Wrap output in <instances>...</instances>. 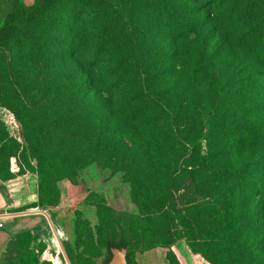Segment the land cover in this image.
<instances>
[{
	"label": "rangeland",
	"instance_id": "1",
	"mask_svg": "<svg viewBox=\"0 0 264 264\" xmlns=\"http://www.w3.org/2000/svg\"><path fill=\"white\" fill-rule=\"evenodd\" d=\"M127 1L129 15L107 0H56L45 14L55 29L15 22L23 36L37 30L66 45L61 54L50 44L59 54L40 76H9L0 50V214L44 201L63 234L58 246L45 219L12 237L0 264H55L48 251L64 264H105L108 240L122 239L132 258L162 249L181 264L171 248L183 241L206 264H264V0ZM38 5L0 0V29L16 8L28 15ZM72 14L89 35L84 63L101 62L97 71L68 54ZM81 72L114 91L91 101L53 94ZM147 80L182 107L177 120L138 99ZM208 97L218 114L209 141ZM168 124L180 126L179 148L160 137ZM195 133L200 143H189Z\"/></svg>",
	"mask_w": 264,
	"mask_h": 264
},
{
	"label": "trees",
	"instance_id": "2",
	"mask_svg": "<svg viewBox=\"0 0 264 264\" xmlns=\"http://www.w3.org/2000/svg\"><path fill=\"white\" fill-rule=\"evenodd\" d=\"M107 1L111 4L114 9H116L117 12L129 15V4L127 0ZM54 3H56V0H39V5L37 7L32 8L31 12L28 15H23L20 10L16 8L5 20L4 25L0 29V50H3V60L1 61V64L6 67L9 76H13V78H19L20 76L27 77L33 75H36V77L40 76V74H42L43 72L42 69L44 68V65L41 66L42 61H44V64H46V62H50L54 58H56L54 54H59L56 50L49 52L50 44H53L54 46L57 45L58 51L61 54H66V45L57 44L56 41H50V44H47V42H45V40L48 39L47 36L41 33L37 34V30H34L35 32L31 35L27 34L23 36L21 31H19L21 27L18 28L19 25H16L17 27L15 28V22L18 23L17 21L21 20L30 25L33 24V27H37V24L43 28L48 29L50 27L52 29L54 27L55 29L57 27V23L55 22L53 24V22L51 21L52 18L48 20V16L45 15L48 11H50L49 9ZM74 11L76 13L78 12L77 9ZM72 15V17L70 16L71 19L69 20V24L66 28V30L68 31L67 36L63 37V39L65 40L68 36L70 38L69 41L71 43L67 45V49H69L68 54L69 56H71V59L74 60L75 63L79 62V64L83 65L89 72H93L94 70L97 71L99 69L98 66L101 62H96L93 65L89 66L88 64L84 63V50L86 47V39L87 37H89V35L85 33V30L77 29L79 18H81L82 16H78V14ZM23 17H25L24 20ZM13 30L18 32H15L10 37H8L7 33ZM94 53L97 55H102L103 51L98 50ZM261 56L262 61L264 62V54L262 53ZM102 62L104 63V61ZM87 66L89 68H87ZM256 69L259 70L260 73H264V65L259 66ZM98 75L99 74L93 76L89 75V73L87 74V72L86 74L85 72H81L79 74L78 81L74 80L64 84L66 88H64V86L62 85L57 86L53 94L58 91H68L66 92V94L69 93V96H67L68 100L72 95H80L81 97H83L84 100L87 101H91L97 96L104 97V95L106 96V94L110 95V93H112V91L114 90L105 86V83H103L101 79L97 78ZM145 86L146 90L141 92L138 99H142V101L147 100L149 102H156V100L159 101L157 103L164 104V106L168 108L169 113L167 114L171 116L173 120H177V113L181 112L182 107H174L173 105L175 103V100H173L171 96H165V93L160 88L155 87L153 83L150 82V80H147L145 82ZM47 93L50 95V90ZM211 102L212 98L208 97L205 102V105L203 106V110L201 111V121L203 122L204 129H206L204 138L208 141L211 140V132L216 127L218 118L216 109H211ZM178 103L180 105L181 101L179 100ZM182 126L185 127V124ZM249 132H251V130L247 128V124L244 122V137L246 141H249L248 139L251 135ZM182 134L183 133L180 130L179 125L168 124L163 127L160 137L163 140L164 144L179 148L180 141L182 142L185 140V138L182 137ZM202 137L203 135L199 136L198 133H195L192 135V138L189 143H194L198 141L200 143V139ZM40 206L42 209H49L48 204L44 201L40 204ZM0 229L2 228L0 227ZM176 230L178 233V239L183 238V231L179 227ZM227 234L228 228H224L220 231L221 237H227ZM107 244L109 250L115 246L122 247L132 245L134 247L133 243H130L123 239L118 242L108 240ZM131 253L129 255V264H133V258ZM107 262L108 260L105 264H107Z\"/></svg>",
	"mask_w": 264,
	"mask_h": 264
},
{
	"label": "crops",
	"instance_id": "3",
	"mask_svg": "<svg viewBox=\"0 0 264 264\" xmlns=\"http://www.w3.org/2000/svg\"><path fill=\"white\" fill-rule=\"evenodd\" d=\"M2 196L0 192V197ZM1 209V208H0ZM43 210L40 207L34 210ZM31 211V210H30ZM18 212L8 210L4 214H11L2 217L5 220V225L0 229V253L3 251L8 242L19 234L25 232H35L40 231L41 228L48 222L47 217L42 213H34L30 215H12ZM171 250L176 254L178 260L181 264H206V262L198 255L194 254L189 246L183 242L179 241L174 244ZM168 250L164 251L162 249L149 250L146 252H138L133 258V264H170L168 257Z\"/></svg>",
	"mask_w": 264,
	"mask_h": 264
},
{
	"label": "water",
	"instance_id": "4",
	"mask_svg": "<svg viewBox=\"0 0 264 264\" xmlns=\"http://www.w3.org/2000/svg\"><path fill=\"white\" fill-rule=\"evenodd\" d=\"M34 213H42L44 214L47 219H48V223L50 225V227L52 228L54 234L56 236L58 235V229L55 227L51 216L49 215V213L45 210H31V211H23V212H18L12 215H27V214H34ZM7 215H11V214H0V217H4ZM60 242V240H59ZM132 252V246L128 245V246H115L112 247L110 249V259L108 260L107 264H129V255Z\"/></svg>",
	"mask_w": 264,
	"mask_h": 264
},
{
	"label": "bare ground",
	"instance_id": "5",
	"mask_svg": "<svg viewBox=\"0 0 264 264\" xmlns=\"http://www.w3.org/2000/svg\"><path fill=\"white\" fill-rule=\"evenodd\" d=\"M34 210V209H33ZM36 210H39V209H36ZM58 232L60 233V235L61 236H63V234H62V231L61 230H59L58 229ZM55 235V234H54ZM65 237V236H64ZM64 239V238H63ZM59 240H60V238H59V236H56L55 235V238H54V242L59 246ZM48 255L50 256V259H51V261H53L55 264H64V262L60 259V257L59 256H54V255H52L51 253H50V251H48Z\"/></svg>",
	"mask_w": 264,
	"mask_h": 264
}]
</instances>
